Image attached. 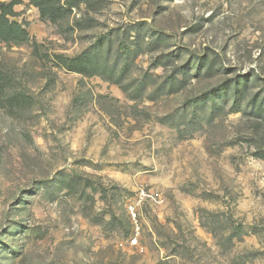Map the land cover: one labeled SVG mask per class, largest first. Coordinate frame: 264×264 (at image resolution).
<instances>
[{
  "label": "rangeland",
  "instance_id": "obj_1",
  "mask_svg": "<svg viewBox=\"0 0 264 264\" xmlns=\"http://www.w3.org/2000/svg\"><path fill=\"white\" fill-rule=\"evenodd\" d=\"M15 10L0 264H264V0Z\"/></svg>",
  "mask_w": 264,
  "mask_h": 264
},
{
  "label": "trees",
  "instance_id": "obj_2",
  "mask_svg": "<svg viewBox=\"0 0 264 264\" xmlns=\"http://www.w3.org/2000/svg\"><path fill=\"white\" fill-rule=\"evenodd\" d=\"M23 0H0V39L5 42L25 43L32 40L28 27L12 18L17 16L15 6L22 3ZM41 13L43 19H49L52 22L60 21L66 18L72 12L73 7L80 3H89L90 0H30ZM34 51H38L36 42H33ZM60 63L67 69L80 73H94L96 70L90 68L88 60L83 56L75 58H64L59 55ZM9 76L0 67V108H6L10 111L16 108L27 107L31 105V97L19 91H12L9 87Z\"/></svg>",
  "mask_w": 264,
  "mask_h": 264
},
{
  "label": "built area",
  "instance_id": "obj_3",
  "mask_svg": "<svg viewBox=\"0 0 264 264\" xmlns=\"http://www.w3.org/2000/svg\"><path fill=\"white\" fill-rule=\"evenodd\" d=\"M131 213L133 214V217H135L136 216V213H134V211H131ZM136 218V217H135ZM137 241V238L136 237H134L133 238V242H136Z\"/></svg>",
  "mask_w": 264,
  "mask_h": 264
}]
</instances>
